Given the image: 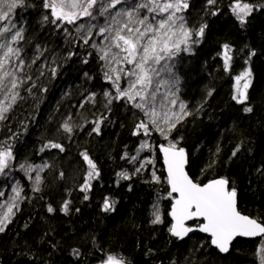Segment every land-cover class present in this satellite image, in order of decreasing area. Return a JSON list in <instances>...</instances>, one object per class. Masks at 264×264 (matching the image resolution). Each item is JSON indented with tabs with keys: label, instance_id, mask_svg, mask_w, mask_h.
<instances>
[{
	"label": "trees",
	"instance_id": "obj_1",
	"mask_svg": "<svg viewBox=\"0 0 264 264\" xmlns=\"http://www.w3.org/2000/svg\"><path fill=\"white\" fill-rule=\"evenodd\" d=\"M46 2L23 0L10 23L0 21L15 24L13 33L22 29V38L11 46L19 49L15 63L23 61L18 75L24 81L14 103L0 92V102L11 103L0 120V150L10 146L13 156L0 173V201L8 195L9 177L17 179L21 197L0 232V264H98L110 255L125 264H260L261 239H237L229 254L221 255L206 236L178 240L170 234L173 196L158 149L176 144L186 150L196 182L228 179L237 190L239 210L264 224V0H186L188 7L176 13L191 37L165 60L172 66L170 77L178 78L171 97L180 111L169 129L157 128L145 109L134 106L139 98H117L115 77L100 58L102 37L93 30L84 43L86 32L76 31L81 23L97 21L53 23ZM125 2L130 7L140 0ZM236 3L253 6L244 24L232 11ZM103 22L98 17L99 25ZM249 71L242 78L249 87L241 103L233 98L234 80ZM119 83L121 90L127 88L122 73ZM66 121L71 132L62 127ZM141 122L148 125L147 134L137 130ZM85 153L99 173L91 180ZM36 168L39 185L26 173ZM106 200L112 205L108 211ZM157 212L161 221L153 223Z\"/></svg>",
	"mask_w": 264,
	"mask_h": 264
},
{
	"label": "snow or ice",
	"instance_id": "obj_2",
	"mask_svg": "<svg viewBox=\"0 0 264 264\" xmlns=\"http://www.w3.org/2000/svg\"><path fill=\"white\" fill-rule=\"evenodd\" d=\"M215 0H208L209 4H213ZM23 0H0V21H8L10 23V15L12 10ZM125 0H47L44 4L45 8L51 10L53 23L57 20L66 21L68 24H74L78 20L87 17L89 21L96 20L97 23H81L77 26L76 31H85L86 35L82 37L84 43H88L91 39L93 30L96 34L103 38V41H108V44L99 47L101 59L117 65H130L131 67L119 69L113 67L112 72L116 73L113 84L116 86L118 93L117 98H126L128 101H136L135 107L139 109H148L152 105L151 112H145L149 115L151 123L156 125L155 103L157 96L160 93V85H166L168 81L164 79H155L160 77L162 72L172 73V66L162 61L171 60L177 52L181 50L182 44H187L191 37V31L184 27L182 17H177L176 13L182 9H186L188 4L186 0H140L130 7H124ZM121 5L120 8H117ZM6 9V10H5ZM146 10V14L141 16V10ZM114 10V11H113ZM253 10L250 4L236 3L232 11L237 15L241 24L245 23V17ZM95 12V15H94ZM149 14L151 15V18ZM163 14H167L164 16ZM160 15L157 19L156 16ZM98 17H104V24L99 25ZM48 19L47 16L44 17ZM179 19L180 25L177 28L175 21ZM206 25L201 26L197 36H202ZM16 28L15 24L8 23L0 25V37H4V42H0V92L4 94L5 100L15 102L19 93L16 91L18 86L24 81L18 75L23 71V61L16 64L15 61L20 59L19 49H14L11 42H16L22 38V29H17L14 33L12 29ZM11 33V41H8L6 34ZM93 48L98 45L93 43ZM228 45H224L225 60L228 57ZM115 49L116 51H113ZM254 55V53H253ZM121 73L127 80V88L120 89ZM251 73H243L242 76L236 77L237 80V99L243 103L247 100V88L249 84H243L242 89L239 84L240 80L245 76H250ZM30 79V77L28 78ZM108 79H112L111 76ZM30 91V89H29ZM46 91V90H45ZM106 96H111V93H105ZM91 99V97L89 98ZM172 104L176 101L172 100ZM11 107V103L5 104L0 102V120L4 119V113ZM185 105L180 104L181 112ZM251 112L252 108L245 109ZM180 117H176L177 122ZM175 124L172 125L174 127ZM62 127L65 131L71 132L72 128L66 121ZM158 127V126H157ZM137 130H142L145 134L148 133V125L141 122L137 126ZM163 131L162 129H158ZM99 131V127L95 129ZM53 148H63L60 144L50 143L47 145ZM142 144L141 148L146 147ZM166 163L168 164V182L171 184L172 192L178 193V198L175 199V204L172 207L171 215L176 223L170 231L177 237H183L193 229L184 226L186 220L202 217L205 223L200 225V230L206 233H211V243L216 245L222 252L229 250L228 246L235 236H257L264 235V224L258 223L257 220L248 216L242 215L237 210V190L235 186L230 187V182L226 178L211 180L206 184L201 185L195 183L184 171L186 163V154L183 148H177L176 144H170L163 148ZM235 155V153H233ZM13 159L10 146L4 150H0V173L8 167L9 160ZM84 159L88 162L90 170L88 179L91 180L94 176L99 175L95 171V164L91 161L88 155L84 154ZM132 159H135L133 157ZM23 168L24 165H21ZM41 167V166H37ZM46 167V165L44 166ZM63 173H61V176ZM121 176L127 178L125 173H120ZM159 179V177H154ZM40 176H36V184L40 183ZM91 185L86 183L83 190L87 191ZM39 191V188H36ZM16 197H19L18 189L12 190ZM171 192L169 195L171 196ZM4 193L0 191V196ZM87 199V197H85ZM14 204H9L7 214L0 219V225L8 219V214L12 213ZM112 205L106 200L104 210L108 211ZM49 212L54 209L49 206ZM62 211H68V202H65ZM161 221L160 215L157 212L153 223ZM4 231V227L0 226V232ZM104 264H125L124 260L117 259L115 256H108Z\"/></svg>",
	"mask_w": 264,
	"mask_h": 264
},
{
	"label": "rangeland",
	"instance_id": "obj_3",
	"mask_svg": "<svg viewBox=\"0 0 264 264\" xmlns=\"http://www.w3.org/2000/svg\"><path fill=\"white\" fill-rule=\"evenodd\" d=\"M47 1V0H46ZM161 2H165V0H161ZM124 7H129L128 4L125 2V4L123 5ZM120 8V7H118ZM179 12V11H178ZM177 12V13H178ZM155 15V14H154ZM160 16V15H157ZM177 16V15H176ZM179 17V16H178ZM177 28L180 25V20H176L175 21ZM104 22L101 24L103 25ZM1 25V24H0ZM7 36V35H6ZM3 38L0 40V42H4V37H0ZM8 41H11V39L7 36ZM108 44V41H103L102 38V42L100 41V47H103L104 45ZM184 46V44L181 45V47ZM13 47V46H12ZM14 48V47H13ZM15 49V48H14ZM113 51H116L115 49H113ZM0 53H2V50H0ZM107 67L110 68V70L115 67L117 69H119V65L115 64L114 62L109 64L108 61H106ZM162 64H165V61L161 62ZM112 72V71H111ZM114 77L116 75V73L112 72ZM176 75V74H175ZM178 77V75H176ZM164 79L166 81H168V83L166 85L162 84L160 85V93L157 96V100L156 103L154 105L155 107V112H156V127L157 128H162V127H166L169 129V127L171 126V121L172 119L179 117V110L177 109L175 104H172L171 101L173 100V98L171 97L172 94V90L174 88V84H176L178 82V78H174V77H170L169 73L167 72H162L160 77H156L155 79ZM243 79L240 80L239 84L241 86H243ZM127 84V83H126ZM125 84V85H126ZM127 87V86H126ZM233 95L237 96V80H234V85H233ZM151 107L152 105H149L148 109H145V112H151ZM180 109V106H179ZM147 117L149 118V115H147ZM150 119V118H149ZM27 175L30 176H37L38 173L40 174V171L36 168L35 171L26 170ZM34 172V173H33ZM9 183H11V186L9 187V191H7L8 195L5 199L0 201V219H3V217L5 216V214H7V208L9 204H14L15 206L12 208V213H14L20 206H19V202L21 201V197L19 195V197H16L15 199H13L15 197V193L12 191L14 188L18 189L17 187V179L15 180L14 177H9ZM20 192V190H19ZM8 214V219L4 222L3 225L0 226H4L7 221L10 219L11 214ZM263 239V240H262ZM258 244V257H259V263L260 264H264V237L262 238Z\"/></svg>",
	"mask_w": 264,
	"mask_h": 264
},
{
	"label": "water",
	"instance_id": "obj_4",
	"mask_svg": "<svg viewBox=\"0 0 264 264\" xmlns=\"http://www.w3.org/2000/svg\"><path fill=\"white\" fill-rule=\"evenodd\" d=\"M168 146H169V145H161V146L159 147L158 151H159L160 157H161V159H162L163 170H164V173H165V176H166L168 190H169V193L171 192V193H172L171 195L173 196V201H172V205H171L170 213H169V215H170V221H171V225H170V229H171V228L173 227V225L176 223L174 217L171 215V211H172V207H173V205L175 204V199L178 198V195H179V194H178V193H175V192H172L171 184L168 182V164L166 163L165 155H164V152L162 151L163 148H166V147H168ZM177 148L179 149L180 147H177ZM184 151H185V154H186V163H185V165H184V171H185V172L188 174V176L193 180V178L190 176L189 171H188L189 156H188L187 151H186V150H184ZM215 179H221V177L214 178V179H211V180H215ZM211 180L205 181V182L200 183V184H201V185L206 184V183H208V182L211 181ZM193 182H195V183H199V182H196V181H194V180H193ZM236 200H237V210H238L242 215L248 216V215L242 213V212L239 210V206H238V195H237ZM248 217H250V216H248ZM250 218L255 219V218H253V217H250ZM255 220H257V219H255ZM257 222L263 224V223L260 222L259 220H257ZM203 223H205V220H204L202 217L194 218V219H191V220H186V221L184 222V226H185V227L192 228L193 230H192L191 232L187 233V235L183 236L182 238H181V237H177V236H175L171 231H170V234H171L174 238H176V239H178V240H183V239L188 238V237H190V236H192V235H194V234H196V233L201 234V235H203V236H206V237H208V238L210 239V244H211V246H212L213 248H215V249H216L221 255H227V254H229V252H230V250H231V247H232L233 243H234L237 239L258 240V239H261V238L264 236V235H257V236H239V235H238V236H235V237L232 239V241L230 242L229 246H228L229 250H228L227 252H222V251H221L216 245H214V244L211 243V241H212L211 233H206V232H203V231L200 230V225L203 224ZM98 264H104V263H98Z\"/></svg>",
	"mask_w": 264,
	"mask_h": 264
},
{
	"label": "flooded vegetation",
	"instance_id": "obj_5",
	"mask_svg": "<svg viewBox=\"0 0 264 264\" xmlns=\"http://www.w3.org/2000/svg\"><path fill=\"white\" fill-rule=\"evenodd\" d=\"M263 237H264V236H263ZM263 237H262V238H263ZM262 238H261V239H262ZM258 240H259V239H258Z\"/></svg>",
	"mask_w": 264,
	"mask_h": 264
}]
</instances>
